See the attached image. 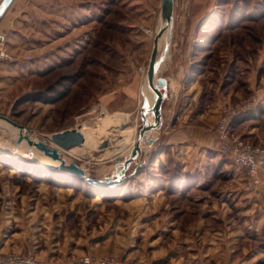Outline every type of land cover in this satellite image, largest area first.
<instances>
[{
    "label": "rangeland",
    "instance_id": "1",
    "mask_svg": "<svg viewBox=\"0 0 264 264\" xmlns=\"http://www.w3.org/2000/svg\"><path fill=\"white\" fill-rule=\"evenodd\" d=\"M85 1L95 9L84 16L89 26L67 36L66 46L64 40L58 45L62 51L30 50L27 19L19 24L13 51L7 33L0 30L10 55L0 58V114L23 126L18 130L0 120V253H30L39 264H76L86 254L122 256L131 264H182L193 252L191 238L202 234L206 223L220 227L222 220L236 223L245 215L237 201L242 192H235L239 185L230 179L241 171L218 150L215 126L221 104L257 98L264 90V0H173L168 57L160 61L157 77L168 82L190 77L188 85H195L198 94L183 106V123L208 122L212 141L165 143L173 132L169 123L179 97L170 96L165 86L161 125L145 134L140 153L122 180L110 187L49 169L43 163H52L50 158L32 146L22 149L23 140L16 142L22 133L53 147L51 133L80 127L88 142L86 148L80 146L84 153L75 156L69 153L73 147L60 148L61 157L94 178H116L132 145L119 156H106L118 148L120 130L134 124L135 140L141 110L152 120L143 105L145 95L121 86L132 79L142 84L136 68H146L160 27V0ZM113 22L115 31L107 27ZM147 28L154 31L152 36L145 33ZM164 47L165 42L158 45L159 55ZM46 87L67 92L54 103L23 100L26 93ZM218 96L222 98L215 108ZM210 109H216L217 118ZM115 113L130 118L119 126L120 120L112 119ZM104 117L112 125L101 130ZM243 127L235 123L231 133L240 136ZM104 140L106 145L99 148ZM258 216L264 223L263 204ZM196 222L201 228L194 227ZM248 235L264 251V237L251 230ZM220 263L214 258L204 264Z\"/></svg>",
    "mask_w": 264,
    "mask_h": 264
},
{
    "label": "crops",
    "instance_id": "2",
    "mask_svg": "<svg viewBox=\"0 0 264 264\" xmlns=\"http://www.w3.org/2000/svg\"><path fill=\"white\" fill-rule=\"evenodd\" d=\"M85 2V0H11L9 5L3 11H0V30L7 33L8 44L13 51L15 49L13 48L12 41L14 37L20 36L19 32L21 29L19 24H21L22 20L27 19L29 22L27 25L30 31V50L35 52L39 50L45 53L51 52V50L62 51L63 49H60L59 46L63 45L61 42L63 40L65 42L67 36L72 34L73 31L88 28L89 26L83 22L84 16L86 13H92L95 9L93 7L91 10L90 7L85 6ZM151 17L152 23L154 24L156 20H154L153 16ZM157 23L158 21H156V26ZM74 41L78 40L75 39ZM67 43L68 41L65 42L64 46ZM162 43L163 37H160L158 45L160 46ZM166 45L162 53L160 55L158 53L157 55V74L161 67L160 61L168 57L169 50ZM188 74L190 73L188 72ZM175 77L169 82L165 79L167 88H170V96L177 97L179 95L177 98L178 108L174 113V117L171 119L172 122L169 123L173 128L171 129L173 132L169 135L165 143L176 144L178 142H185L186 140L195 145L210 143L212 139L208 131H210L212 125L201 119V116H204L203 113L197 116L203 123H183L186 119H184L185 113L182 114L181 110L186 102L191 104L195 100L198 91L193 89L195 85L194 87L188 85V82L192 81L190 77H183V81L181 82L178 80L179 76ZM180 83L182 84L180 85ZM142 84L140 85L139 79L137 81L132 79V82L124 83L121 88L128 90L130 93L134 90L136 92L138 88V92L144 94ZM258 92L257 104L250 112L251 117L243 118L240 122H237V125L245 126L240 135L241 137L258 144H264V90L262 89ZM221 98L218 96L214 100L213 107L215 106L216 108V104ZM212 111L214 117L217 118L216 109ZM175 118H177L178 124ZM183 126L186 129H184L185 127L182 128ZM240 171L239 173L241 174L234 173L230 179L235 180L239 185L238 188L236 187L235 192H242L240 199L237 201L241 213L245 214L244 217L241 220H237L236 223L230 222V219L226 221L222 220L220 227L206 223L205 228L201 231L202 234L191 238L190 246H193V252L182 264H204L211 262L214 258L224 264H264V251L259 245L255 246V244L250 242L249 239L251 236L248 235V230H251V232H255L258 236L261 235L264 237V223H261L260 217L258 216L259 207L262 206L264 199V169L258 174L260 184L252 192L244 189L246 176L242 170ZM242 197L243 199H241ZM212 206L214 205L211 204L210 207L212 208ZM221 207L222 209L224 208V206ZM224 210L227 212L229 209L226 207ZM201 224L203 225L204 223ZM231 224L233 225L231 226ZM194 227L201 228L198 222H196ZM182 257V255H179V258ZM183 258L185 259V257ZM56 262L53 261L50 264H57ZM60 264L63 263L61 262Z\"/></svg>",
    "mask_w": 264,
    "mask_h": 264
},
{
    "label": "water",
    "instance_id": "3",
    "mask_svg": "<svg viewBox=\"0 0 264 264\" xmlns=\"http://www.w3.org/2000/svg\"><path fill=\"white\" fill-rule=\"evenodd\" d=\"M11 2V0H2L0 3V11H3ZM173 0H160L159 6V18H160V27L156 31L153 41L152 48L149 55V59L146 65L145 71V81L148 89L153 92V100L151 105H148L147 97L143 98V105L146 106V111L152 114V120L146 118V113L142 109L140 112V118L142 120L140 128L137 130V137L135 138L131 149L128 153V156L123 160L122 166L119 170L116 171V178L107 177L104 179L94 178L86 174L83 168H81L77 163L73 161H67L65 158H62L60 155L61 149H69L74 146H80L83 144L85 138L80 127L69 128L57 132H53L49 135L50 141L54 144L53 147L46 144L44 141L32 140L27 135L18 133L16 142L19 143L22 139H25L28 146H32L42 152L43 155L50 158L53 163H43L45 166L52 167L56 170L68 173L74 177H78L96 187L103 186H113L118 184L122 178L124 171L127 166L135 159V157L140 153V142L142 137L149 131L155 130L161 122V104L163 100L162 88L166 86V81L162 77H156L157 69V55H158V40L166 30L165 34V44L170 40L172 24H173ZM164 52V51H163ZM0 120L10 123L18 130L23 128L22 125H19L7 116L0 114ZM147 141L150 143L153 141L152 138H148ZM106 145V140L100 143L99 148H102ZM115 160H119L118 156H115Z\"/></svg>",
    "mask_w": 264,
    "mask_h": 264
},
{
    "label": "built area",
    "instance_id": "4",
    "mask_svg": "<svg viewBox=\"0 0 264 264\" xmlns=\"http://www.w3.org/2000/svg\"><path fill=\"white\" fill-rule=\"evenodd\" d=\"M145 33L152 36L154 31L146 29ZM6 34L0 31V58L10 57L7 51ZM138 73L145 79L144 66H138ZM257 104V98L252 96L238 104L223 103L218 110V118L215 126V140L218 150L227 156L230 163L242 170L246 176L244 189L252 192L260 184L259 172L264 169V145L252 144L240 136L231 133L234 119L250 113ZM264 212V199H263ZM76 264H131L122 256L111 255H82ZM0 264H39L30 253L19 255L13 253H0Z\"/></svg>",
    "mask_w": 264,
    "mask_h": 264
},
{
    "label": "bare ground",
    "instance_id": "5",
    "mask_svg": "<svg viewBox=\"0 0 264 264\" xmlns=\"http://www.w3.org/2000/svg\"><path fill=\"white\" fill-rule=\"evenodd\" d=\"M165 34H166V30L163 32V34L161 35V37H163V42H165ZM156 77H157V72H156ZM142 90L144 92V95L147 97L148 99V105H151L152 103V100H153V95L151 93H148V87L146 85V81L144 79L143 81V84H142ZM148 90V91H147ZM106 118V117H104ZM129 116L124 114V113H115L112 115V119L114 120H120V124L119 126H121V124H124L126 123L128 120H129ZM148 119V118H147ZM110 121V118H106V122L104 123V125H102V128L101 130H104L106 129L107 127L111 126L112 124L109 123ZM109 130V129H108ZM102 132V131H101ZM83 133V132H82ZM120 138H119V145H118V148L110 155V154H106V156H110V157H113L114 155H118L119 153L123 152L130 144H133L134 142V124L131 125V126H128V127H125L123 128L122 130H120ZM85 140L83 142L82 145L80 146H83L86 148L87 146V140H86V137H84ZM24 141V143L22 144V149H24L25 146H27V142L25 139H22ZM20 143V142H19ZM18 143V144H19ZM80 146H74L73 148H71L69 150V153H71L72 155H75V156H80L81 154L84 153V149L83 147H80ZM132 146V145H131ZM78 147V148H77ZM80 147V148H79ZM15 152L19 150V148H15ZM13 150V149H12ZM119 156V155H118ZM47 157V156H46ZM107 157V158H108ZM49 158V157H48ZM53 163V162H52Z\"/></svg>",
    "mask_w": 264,
    "mask_h": 264
},
{
    "label": "trees",
    "instance_id": "6",
    "mask_svg": "<svg viewBox=\"0 0 264 264\" xmlns=\"http://www.w3.org/2000/svg\"><path fill=\"white\" fill-rule=\"evenodd\" d=\"M98 21H101V19H99ZM107 27L109 30L115 31V29H116V25L114 22H113V24L109 23L107 25ZM96 36L99 37L100 35H98V33H97ZM99 41L106 43L103 40L102 41L99 40ZM81 64H84V61ZM191 68L194 69V70L193 69L191 70L192 72L196 71V69L194 67H191ZM161 90H162L163 97H164L165 96V92H164L165 87L162 88ZM66 92H67V88L64 90H60V89L57 90V89H53L52 87H46L44 90H38V91H35L33 93H26L25 95H23L24 96L23 100H33V101H41L44 103H54V102H57L58 100H60L61 98H63L66 95ZM249 117H251L250 113L234 119L232 122V128L235 125V123L240 122L243 118H249ZM243 139H245V138H243ZM245 140H247V139H245ZM45 167H47L49 169L56 170V169L49 167V166H45Z\"/></svg>",
    "mask_w": 264,
    "mask_h": 264
},
{
    "label": "flooded vegetation",
    "instance_id": "7",
    "mask_svg": "<svg viewBox=\"0 0 264 264\" xmlns=\"http://www.w3.org/2000/svg\"><path fill=\"white\" fill-rule=\"evenodd\" d=\"M148 120H149V119H148ZM150 121H151V120H150ZM160 125H161V122H160ZM160 125H159V126H160ZM159 126H158V127H159ZM158 127H157V128H158ZM157 128H156V129H157ZM149 132H152V131H149ZM146 134H147V133H146ZM144 136H145V135H144ZM144 136H143L142 138H144ZM141 141H142V139H141Z\"/></svg>",
    "mask_w": 264,
    "mask_h": 264
}]
</instances>
